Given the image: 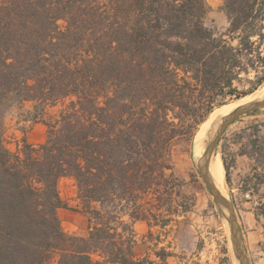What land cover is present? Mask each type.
<instances>
[{
  "label": "trees",
  "instance_id": "16d2710c",
  "mask_svg": "<svg viewBox=\"0 0 264 264\" xmlns=\"http://www.w3.org/2000/svg\"><path fill=\"white\" fill-rule=\"evenodd\" d=\"M223 1L219 33L206 0H0V264H166L134 226L172 221L175 142L264 80V0ZM26 102L47 138L12 152L3 117ZM63 178L85 235L62 227Z\"/></svg>",
  "mask_w": 264,
  "mask_h": 264
},
{
  "label": "rangeland",
  "instance_id": "374dc122",
  "mask_svg": "<svg viewBox=\"0 0 264 264\" xmlns=\"http://www.w3.org/2000/svg\"><path fill=\"white\" fill-rule=\"evenodd\" d=\"M206 3L209 7V12L205 18L207 26L216 32H225L228 27V18L223 10L224 1L206 0ZM251 81H257L255 74L246 77L239 85L240 91H248V94L240 98L229 99L224 105L217 107L215 110L253 94L264 85L263 80L261 85L254 91H250L254 83ZM60 109L59 106L50 111L52 114H56ZM33 110L34 104L26 102L21 105H13L6 111L3 117L4 127L7 130L5 144L10 151L16 152L19 150L23 146L24 138L36 147L46 141L47 126L43 122L30 120L29 113ZM203 123L199 125L195 132L196 135L199 134ZM195 134L192 139H180L173 146L172 162L175 175L180 180V186L177 189L179 196H175L176 202L173 206L175 214L171 218L178 221V223H182L184 229L182 227L180 245L193 258L203 244L201 228H198L199 220L193 215L187 219L179 220V215L186 211L201 210L204 206L212 209L216 208L218 215L224 221L226 236L223 237L220 233L215 235V238L213 237L214 239L220 238L219 255L214 258L218 261V264H236L237 260L235 261L236 257L231 242L229 223L198 171L199 160L197 159L199 155L195 151ZM216 154L223 161L226 189L228 190L227 198L234 205L236 215L240 220L247 207L256 205L260 200L257 197H246L239 186L245 181L252 180V177H257L260 174L258 168H264V108L244 115L231 124L222 135ZM242 155H245V157H242ZM225 161L230 166V181L227 180ZM58 189L64 205L58 210L63 229L69 234L85 235L88 229L89 216L82 211L75 180L72 178L61 179ZM158 230H160V226L154 227L155 232ZM226 237L229 243L228 248Z\"/></svg>",
  "mask_w": 264,
  "mask_h": 264
},
{
  "label": "crops",
  "instance_id": "0c3cea01",
  "mask_svg": "<svg viewBox=\"0 0 264 264\" xmlns=\"http://www.w3.org/2000/svg\"><path fill=\"white\" fill-rule=\"evenodd\" d=\"M258 171L260 174L257 177H252V180L245 181L239 186L246 197L260 199L256 205L247 207L239 220L249 264H264V168H258ZM191 215L199 220L198 228H201L203 240L196 256L191 258V254L185 252V248L180 245L184 227L174 219L165 227L158 225L160 230L157 232L154 231L156 226L151 227L144 221L137 222L134 226L137 239L136 256L143 258L149 255L151 259L159 261L156 252L165 247L170 252L166 264H218L214 257L219 255L220 238L214 239V236L220 233L223 237L226 236L225 224L218 215V210L204 206L201 210L180 213L178 219H187ZM226 242L228 248V238Z\"/></svg>",
  "mask_w": 264,
  "mask_h": 264
},
{
  "label": "water",
  "instance_id": "95a60500",
  "mask_svg": "<svg viewBox=\"0 0 264 264\" xmlns=\"http://www.w3.org/2000/svg\"><path fill=\"white\" fill-rule=\"evenodd\" d=\"M263 108L264 98L256 102L249 103L233 111L230 115L225 117L223 121H221L216 130H214L216 125H213V127H211L207 131L204 137V143L206 144V148L205 152L203 153L202 157L199 159L198 162V171L200 175L202 176L207 187L209 188L216 204L223 213V216L227 219L229 223L231 242L238 264H249L243 234L239 225V220L232 202L218 191V189L215 187V184L211 180V177L209 175V166L212 157L217 152L220 139L226 129L235 121L239 120L242 116L261 110ZM196 142L197 135L195 134L194 145L196 144Z\"/></svg>",
  "mask_w": 264,
  "mask_h": 264
},
{
  "label": "bare ground",
  "instance_id": "6f19581e",
  "mask_svg": "<svg viewBox=\"0 0 264 264\" xmlns=\"http://www.w3.org/2000/svg\"><path fill=\"white\" fill-rule=\"evenodd\" d=\"M264 98V85L260 87L256 92L253 94L246 96L245 98L230 104L226 105L222 108L217 109L214 111L207 120L203 123L202 128L197 135V142L195 144L196 153L199 155V160L203 153L205 152L206 144L204 143V137L207 133V131L213 127H215L214 130L217 129L218 125L223 121L225 117L230 115L233 111L237 110L238 108L245 106L249 103H253L256 101H259ZM209 175L211 177V180L215 184V187L218 189V191L225 197H228L227 189H226V181H225V170L224 165L221 157L218 154H215L210 162L209 166ZM236 261V259H235ZM238 264V262H236Z\"/></svg>",
  "mask_w": 264,
  "mask_h": 264
}]
</instances>
